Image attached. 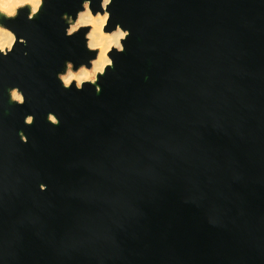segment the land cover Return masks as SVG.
Masks as SVG:
<instances>
[{"label":"water","instance_id":"water-1","mask_svg":"<svg viewBox=\"0 0 264 264\" xmlns=\"http://www.w3.org/2000/svg\"><path fill=\"white\" fill-rule=\"evenodd\" d=\"M82 4L0 17V264H264V0H113L99 94L57 78L95 58Z\"/></svg>","mask_w":264,"mask_h":264},{"label":"clouds","instance_id":"clouds-1","mask_svg":"<svg viewBox=\"0 0 264 264\" xmlns=\"http://www.w3.org/2000/svg\"><path fill=\"white\" fill-rule=\"evenodd\" d=\"M46 2L50 0H0V17L5 20H12L19 16L20 11L28 9V19L36 18L42 11ZM93 0H83L82 10L73 17L65 13L62 19L66 22V35L71 38L82 29H89L85 34L86 48L89 52L96 53L95 58H89L88 63H81L77 68L72 60L65 61L66 70L59 72L57 78L62 83L65 90H71L73 84L75 89L83 91L85 85L95 86L96 93L102 91L99 79L107 74L109 69H115V61L110 53L115 50L117 53L126 51L125 41L130 37L131 30L125 29L121 24H116L114 30L105 31L111 20L110 6L113 0H101L100 7L103 11H96L92 7ZM18 42L25 47L28 40L25 37H17L3 22H0V55L8 57L17 46ZM28 55L27 52L24 53ZM89 64L91 67H89ZM75 69V70H74ZM11 102L19 105L26 103V95L19 87L9 89ZM35 117L28 115L26 124L32 125ZM48 121L53 126H59L61 121L55 113L48 114ZM23 142L27 143L28 138L23 133L20 134ZM41 191L47 190V185H40Z\"/></svg>","mask_w":264,"mask_h":264},{"label":"bare ground","instance_id":"bare-ground-1","mask_svg":"<svg viewBox=\"0 0 264 264\" xmlns=\"http://www.w3.org/2000/svg\"><path fill=\"white\" fill-rule=\"evenodd\" d=\"M95 14V13H94ZM105 31H107V30H105Z\"/></svg>","mask_w":264,"mask_h":264}]
</instances>
